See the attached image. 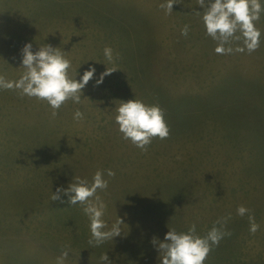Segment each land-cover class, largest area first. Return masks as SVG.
I'll use <instances>...</instances> for the list:
<instances>
[{"label":"rangeland","instance_id":"obj_1","mask_svg":"<svg viewBox=\"0 0 264 264\" xmlns=\"http://www.w3.org/2000/svg\"><path fill=\"white\" fill-rule=\"evenodd\" d=\"M166 3L0 0V76L21 77L28 43L34 52L59 48L73 79L96 69L81 103L68 101L55 118L46 102L0 88V264H57L64 250L65 264H103L104 253L112 264H160L153 237L193 223L201 237L214 226L231 233L205 264H264V12L256 51L236 52L243 44L234 41L232 54L218 55L197 0H177L171 14ZM134 99L159 105L171 129L146 152L123 139L115 120L120 103ZM98 170L109 181L97 191L106 230L123 224L119 237L94 247L84 206L51 196L75 176L91 184ZM240 205L260 226L255 234Z\"/></svg>","mask_w":264,"mask_h":264},{"label":"clouds","instance_id":"obj_2","mask_svg":"<svg viewBox=\"0 0 264 264\" xmlns=\"http://www.w3.org/2000/svg\"><path fill=\"white\" fill-rule=\"evenodd\" d=\"M197 2L204 9L202 20L206 34L217 41L215 52L218 55L232 54L234 49L230 45L234 41L243 44L242 47L235 48L236 52L242 53L247 50L248 53H252L259 48L261 32L256 27V22L259 21L261 12H264L260 0H207V3L206 0H197ZM174 4L179 3L177 0H167V3L161 4L160 7L165 9L167 14H171ZM199 14L197 12V15ZM188 32L189 27L185 25L181 35L187 36ZM21 55L22 68L25 71L15 81L0 76V88L18 90L22 97L27 96L46 102L52 109L53 118L68 101L81 103L82 90L94 77L95 67L86 70L82 78L77 80L69 76L72 62L59 48L45 44L34 52L33 45L28 43L21 50ZM104 55L109 62L113 61L111 47H105ZM116 70L120 69H107L101 74L97 84L103 83L104 77ZM116 111L118 114L115 120L123 139L129 140L144 152L148 150L153 139L164 140L170 137L171 129L165 119V111L159 105H146L134 99L121 102ZM83 117L84 114L80 110L74 113V119L77 121ZM107 175L114 177L115 172L109 169ZM108 186L109 181L104 178V172L98 170L92 177L91 184L87 179L75 176L67 188L59 187L51 196L52 201L63 203L61 197L66 195L71 205L84 206L83 212L90 220L91 238L88 243L94 247L119 237L122 231L121 219H118L110 230H106L108 225L103 217L107 205L97 195V191L106 190ZM236 212L241 217L248 215L250 232L255 234L259 230L260 226L255 222L254 215L250 214V209L240 205ZM228 219L230 215L216 223L225 225ZM230 235V232L214 226L206 236L201 237L197 234L196 224L193 223L186 233L169 230L163 240L153 237L151 242L159 252L160 264H205L212 247L219 246L220 241ZM68 256L69 250L62 251L57 257V264H65ZM100 260L103 264H112L107 253L102 254Z\"/></svg>","mask_w":264,"mask_h":264},{"label":"trees","instance_id":"obj_3","mask_svg":"<svg viewBox=\"0 0 264 264\" xmlns=\"http://www.w3.org/2000/svg\"><path fill=\"white\" fill-rule=\"evenodd\" d=\"M69 204V203H68ZM65 205V204H64Z\"/></svg>","mask_w":264,"mask_h":264}]
</instances>
